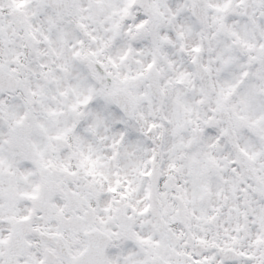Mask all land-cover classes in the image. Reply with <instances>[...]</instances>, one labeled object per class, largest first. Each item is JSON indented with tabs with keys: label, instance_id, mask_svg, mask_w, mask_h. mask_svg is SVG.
I'll return each instance as SVG.
<instances>
[{
	"label": "snow or ice",
	"instance_id": "obj_1",
	"mask_svg": "<svg viewBox=\"0 0 264 264\" xmlns=\"http://www.w3.org/2000/svg\"><path fill=\"white\" fill-rule=\"evenodd\" d=\"M0 264H264V0H0Z\"/></svg>",
	"mask_w": 264,
	"mask_h": 264
}]
</instances>
